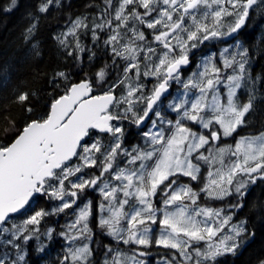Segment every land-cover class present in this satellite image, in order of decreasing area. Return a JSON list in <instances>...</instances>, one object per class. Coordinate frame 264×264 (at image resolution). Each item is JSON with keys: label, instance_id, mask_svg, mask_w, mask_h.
Listing matches in <instances>:
<instances>
[{"label": "snow or ice", "instance_id": "1", "mask_svg": "<svg viewBox=\"0 0 264 264\" xmlns=\"http://www.w3.org/2000/svg\"><path fill=\"white\" fill-rule=\"evenodd\" d=\"M22 7L10 0L3 11ZM64 7L65 0H38L25 12L24 38L34 50L41 19ZM85 7L91 11L66 15L51 36L81 70L53 71L55 95L43 112L23 84L11 94L22 121L0 112L11 133L0 138V264H47L53 245L61 251L54 264H222L219 258L242 254L256 237L250 221L258 215L264 228V200L250 199L252 186L264 183V128L238 132L250 126L260 77L237 37L253 15L264 22V0H94ZM206 42L223 47L198 60L195 50ZM93 48L110 62L89 78L82 68L85 58L96 59ZM11 75L0 65V88ZM229 137L233 144L224 142ZM193 182L222 205L200 206ZM89 192L99 195L96 212ZM40 202L48 207L34 210ZM246 208L254 215L239 216ZM61 213L75 219L48 227L47 218ZM97 215L112 246L93 247L89 224Z\"/></svg>", "mask_w": 264, "mask_h": 264}, {"label": "trees", "instance_id": "2", "mask_svg": "<svg viewBox=\"0 0 264 264\" xmlns=\"http://www.w3.org/2000/svg\"><path fill=\"white\" fill-rule=\"evenodd\" d=\"M21 2L24 7L20 11L5 13L3 9L9 5L10 0H0V65H6L12 74L8 87L0 88V112L7 108L9 114L16 117L17 123L22 121L26 114L21 113L19 108L12 103L11 94L16 85L23 84L31 88L39 100L36 110L43 112L48 98L55 95V92L48 84V78L52 76L53 71L59 68H64L71 72L81 70L80 67L74 66L73 62L64 56L62 50L54 43L51 36L65 23L66 15L76 16L80 13L91 11L85 6L90 2H94V0H65V7L62 10L50 11L47 19H41L40 30L37 34L38 46L35 50L32 47V41L24 38L25 26L30 23L25 16V12H34L38 0H21ZM249 30H252V32L246 33ZM242 35L253 43L251 45L252 48L254 47V42L259 44L261 56L253 75L254 77H260L256 81L255 93L257 100L254 105L255 112L251 114L250 126L239 129V135H245L264 128V99H262L264 98V22L261 21L259 14L252 16L251 22L247 24L245 33ZM85 43L90 44V41H85ZM93 51L96 53V59L89 64L85 58L82 68L83 74L89 78L92 77L99 64L110 62V58L103 49L93 48ZM80 78L75 77V79ZM10 136V131L0 120V138L7 140ZM133 139L135 140L136 137ZM96 194L98 195V193ZM250 199L253 204L257 205L264 200V183L257 181L252 186ZM198 201L202 204L210 203L204 194L200 195V200ZM41 206L47 208L48 202H40L34 205L33 208L34 210H39ZM254 212V209L246 208L241 210L238 215L241 217L252 216ZM73 216H70V220ZM52 218L53 216L47 218L48 227H56L57 230H59V226L69 222H67V217L59 221H54ZM250 225L256 232L255 240L250 242L242 254L235 257L224 256L219 258L222 264H259V261L264 259V228L260 225V217L257 215L255 219L250 221ZM43 228L44 222L42 221L41 229L43 230ZM94 231L96 232V235L92 236L94 248H102L104 245L112 246L111 243L105 244L103 241L104 238L112 241V238L107 235L106 228L98 226ZM51 258L52 255L49 251L47 264L52 262ZM100 258L102 259V257Z\"/></svg>", "mask_w": 264, "mask_h": 264}, {"label": "flooded vegetation", "instance_id": "3", "mask_svg": "<svg viewBox=\"0 0 264 264\" xmlns=\"http://www.w3.org/2000/svg\"><path fill=\"white\" fill-rule=\"evenodd\" d=\"M246 28H247V25L243 28V30H241V33L238 35L237 38L248 49L249 55L252 57V59H251V73H252V75H254V73L256 71V68H257V65H258V62L260 60L261 52H260V48H259V44L258 43L254 42V47L252 48L251 45L253 43L250 42V40H247V38L244 35H242L243 33H245V29ZM250 31L252 32V30H249L246 33L250 32ZM173 43H174V41H173ZM222 47H223V45L219 44V43H208V42H206L205 45H203L200 48L195 50L196 51V55H197V59L199 60V58L207 56L210 53H217L218 54V50L220 48H222ZM156 50L159 51V49H156ZM193 70H194L193 66L189 65L188 71L185 72V75H188ZM182 71H183V69H182ZM175 88H176V86L173 85V89H175ZM136 139H137V137H136ZM88 195L92 197V200H93V212H96L95 203L98 200L99 196L96 193H91V192H89ZM59 203H60L59 201L52 202L53 205H56V204H59ZM78 203H80V201H78ZM73 208H75V205L73 206ZM65 212L71 214V213H73V209H67V210H65ZM59 215H60L59 217L54 215L52 220L59 221V220H62V219L66 218L65 213H61ZM106 215L107 214L105 213V216ZM70 216L71 215L67 216V222L70 221ZM96 220H97V223H90L89 224V225L92 226L91 229H92V232H93V236L96 235V232L94 231V229L99 226V224H98V220H99L98 215L96 216ZM101 240H102V237H101ZM103 241H104L105 244H108V243L112 242V241H110L108 239H105V238H104ZM50 252H51V255H52V258H51L52 262L50 264H54L57 256H59L61 254V251L58 248V246H56V245L54 246L53 245V247L50 249Z\"/></svg>", "mask_w": 264, "mask_h": 264}, {"label": "rangeland", "instance_id": "4", "mask_svg": "<svg viewBox=\"0 0 264 264\" xmlns=\"http://www.w3.org/2000/svg\"><path fill=\"white\" fill-rule=\"evenodd\" d=\"M240 99L241 100H245L246 99V96H243V95H241L240 96ZM202 132H203V134H205V135H207V133H206V131H204V130H201ZM241 136H243V135H241ZM135 141H138L137 139H135ZM225 143H228V144H233L234 143V140H233V138L232 137H229V138H225V141H224ZM205 175H206V173H205ZM192 187L194 188V190L195 191H197L198 192V199H197V203L200 205V206H206L207 204H202L201 202H199L198 200H200V195L201 194H204L203 192H201L200 191V183L199 182H193L192 183ZM205 195V194H204ZM208 198V197H207ZM208 201H209V199H208ZM213 206H216V207H219V206H221L222 205V201H209ZM185 203L186 204H188L189 205V208L187 209V211L189 212V214H191V207H194V206H191V204H190V202L189 201H185ZM170 210H172V211H176L177 209L175 208V207H172ZM98 218H99V215H98ZM72 219H75V215L71 218V220ZM199 219V218H198ZM70 220V221H71ZM69 221V222H70ZM89 227L91 228V225H89ZM93 239V238H92ZM202 244H203V242H201Z\"/></svg>", "mask_w": 264, "mask_h": 264}, {"label": "water", "instance_id": "5", "mask_svg": "<svg viewBox=\"0 0 264 264\" xmlns=\"http://www.w3.org/2000/svg\"><path fill=\"white\" fill-rule=\"evenodd\" d=\"M243 30V29H242ZM145 123H147V122H145ZM141 127H143V125H141Z\"/></svg>", "mask_w": 264, "mask_h": 264}]
</instances>
